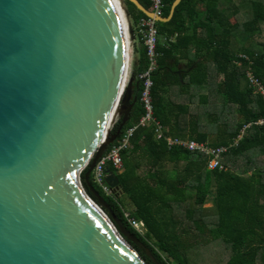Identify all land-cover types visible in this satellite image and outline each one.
<instances>
[{
	"label": "trees",
	"instance_id": "trees-1",
	"mask_svg": "<svg viewBox=\"0 0 264 264\" xmlns=\"http://www.w3.org/2000/svg\"><path fill=\"white\" fill-rule=\"evenodd\" d=\"M138 1L150 10L149 0ZM172 1L161 0V16ZM123 6L133 38L130 77L138 86L130 117L105 152L143 114L137 75L148 65L139 26L146 16L128 0ZM263 25L264 0H181L169 21L155 22L153 116L164 136L224 146L225 169H207L204 155L168 147L149 123L132 131L120 151L119 172L105 166L119 183L111 195L93 182L92 172L87 184V167L80 173L87 194L97 202L91 186L107 204L100 206L109 218L115 216L138 240L129 242L146 264H200L212 242L224 249L214 264H264V123L258 122L264 121V98L245 76L250 68L264 86V39H257ZM124 210L144 222L143 235L130 227Z\"/></svg>",
	"mask_w": 264,
	"mask_h": 264
},
{
	"label": "water",
	"instance_id": "water-1",
	"mask_svg": "<svg viewBox=\"0 0 264 264\" xmlns=\"http://www.w3.org/2000/svg\"><path fill=\"white\" fill-rule=\"evenodd\" d=\"M128 1L166 22L181 0L165 17ZM122 2L0 0V264H146L80 180L87 167L89 185L136 101Z\"/></svg>",
	"mask_w": 264,
	"mask_h": 264
},
{
	"label": "built area",
	"instance_id": "built-area-1",
	"mask_svg": "<svg viewBox=\"0 0 264 264\" xmlns=\"http://www.w3.org/2000/svg\"><path fill=\"white\" fill-rule=\"evenodd\" d=\"M150 1V10L155 14L161 15V0H149ZM155 21L152 18H141L139 21V26L141 27V32L144 37V45L146 47V54L148 58L147 68L137 75V79L140 81L141 89L139 100L143 108V114L139 118L138 123L129 128L121 137V139L114 144L107 152L104 151L102 156L97 160L92 169V180L98 185V187L103 191L105 195H111V188L105 181V166L111 164V166L116 170L120 171L122 169V159L120 156V151L125 148L128 138L131 135L132 131L137 125L145 126L149 123H154L155 125V137L157 139L164 138L167 146H180L187 149L190 152L198 153L207 157V169L214 170H223L225 166L222 164L220 157L225 152L226 148L224 146H210L206 142H196L188 138H178L164 136L162 133L161 125L155 120L153 116V108L151 101V73L155 70L156 67V36L157 31L155 27ZM132 51V50H131ZM240 57L247 59L245 54H239ZM245 76L248 81V85L252 87L254 93L260 94L264 98V86L261 81L255 77L252 70L248 68L245 71ZM259 123H264L260 120ZM124 218L127 223L130 225L134 231L138 234L143 235L145 232L144 222L140 219L132 217L128 211L124 210Z\"/></svg>",
	"mask_w": 264,
	"mask_h": 264
},
{
	"label": "rangeland",
	"instance_id": "rangeland-1",
	"mask_svg": "<svg viewBox=\"0 0 264 264\" xmlns=\"http://www.w3.org/2000/svg\"><path fill=\"white\" fill-rule=\"evenodd\" d=\"M121 4H122V7L124 8L123 2ZM127 21H128V18H127ZM128 23H129V21H128ZM257 39L258 40L264 39V25L261 26V34L257 37ZM129 76H130V70H129V75L127 77L128 80H129ZM170 167L171 166H169L168 168H170ZM208 205H210V198H208L207 203L204 204V206H208ZM206 248L210 249L212 252L207 253L206 251H203L202 252V258L199 259L200 264H214V263H216L218 261V259H220L222 256V250L224 251L222 244H219L216 242L210 243Z\"/></svg>",
	"mask_w": 264,
	"mask_h": 264
},
{
	"label": "crops",
	"instance_id": "crops-1",
	"mask_svg": "<svg viewBox=\"0 0 264 264\" xmlns=\"http://www.w3.org/2000/svg\"><path fill=\"white\" fill-rule=\"evenodd\" d=\"M129 81L131 82V89H132V96H136V91H137V81L136 80H134V79H132L130 76H129ZM136 102V101H135ZM133 108V107H132ZM207 203V202H206ZM205 203V204H206ZM211 205H212V202H211V200H210V205H208V206H204V207H206L208 210H207V212L206 213H208V214H210L211 213V211H210V207H211Z\"/></svg>",
	"mask_w": 264,
	"mask_h": 264
}]
</instances>
